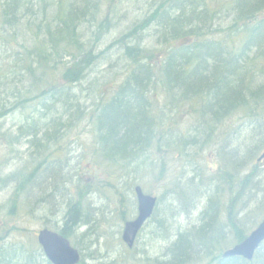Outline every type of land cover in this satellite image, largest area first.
Returning <instances> with one entry per match:
<instances>
[{
    "label": "trees",
    "instance_id": "16d2710c",
    "mask_svg": "<svg viewBox=\"0 0 264 264\" xmlns=\"http://www.w3.org/2000/svg\"><path fill=\"white\" fill-rule=\"evenodd\" d=\"M101 6L102 0H0V47L7 48L13 63L9 68L12 71H4V62L0 61V122L11 112L23 113L30 107L34 112L40 108V121L59 107L54 131L49 133L51 127L45 125L42 139L37 138L40 130L35 119L22 121L14 137L10 129H1L4 134L0 137H9V146L21 147L26 141L30 150L26 156L31 165L26 175L22 169L0 179L17 183L9 199L13 216L20 196L34 186L35 179L37 183V175L46 176L48 166L60 164L59 158H51L57 153L55 141L83 122L94 135L96 154L92 158L116 169L118 181L122 175L129 177V168L144 171L156 165L153 154L157 147L164 153L177 145L179 160L185 161L184 165L194 162L198 153L208 150L216 129L234 115L247 124L242 130L258 132L255 137L259 140L251 148L264 146V0H226L221 5L219 1L209 4L208 0H162L148 16L131 22L125 39L118 40L116 51L126 62L123 81L106 93L98 88L102 87L98 81L89 82L94 97L89 106L83 107L80 103L86 97L74 90L88 81L95 65L92 35L98 28L110 30L109 20H102ZM220 18L224 22L229 18L221 36L213 31V19ZM151 25L157 37L154 48L160 55L152 52L150 37L144 34ZM230 41L236 43L234 48L227 45ZM57 80L62 82L60 86ZM164 100L167 104L160 110ZM184 106L187 110L182 113L189 112L188 117L193 119L191 132L186 139L177 133L174 142L163 143L171 135L169 122L174 128L181 123L182 117L177 121L175 116ZM167 108H171L169 121ZM243 137L235 147L231 140L233 149L226 154L225 163L215 159L211 168V164L190 162L194 167L188 187L202 195L205 204L194 225L170 236L168 232L163 234L168 245L161 257L146 261L148 264H264V242L250 261L221 258L222 246L229 239L235 245L256 226L257 221L249 220V214L264 215V181H254L261 176L258 166L264 160L257 162L259 153L252 154ZM89 162L85 160V164ZM80 168L76 167L74 176L79 181ZM121 184L132 191L136 186ZM45 185L39 186L37 194L50 200L55 190L48 193L53 187L48 181ZM90 186L83 183L79 190L86 192ZM248 193L250 199L244 201ZM248 204L249 210L255 205L249 213ZM85 220L81 205L69 199L62 226L56 231L68 239L86 224ZM157 223L161 231H166V222ZM86 234L78 237L82 243ZM85 250L87 246H83ZM0 264L51 263L37 246L32 252L8 244L0 247Z\"/></svg>",
    "mask_w": 264,
    "mask_h": 264
},
{
    "label": "rangeland",
    "instance_id": "374dc122",
    "mask_svg": "<svg viewBox=\"0 0 264 264\" xmlns=\"http://www.w3.org/2000/svg\"><path fill=\"white\" fill-rule=\"evenodd\" d=\"M161 1L102 0L101 17L102 20H104V17L109 20L110 30L108 28L103 32V29L98 28L92 35L94 47H96L93 49V54L96 56L95 65L91 69L88 81L82 83L74 90L76 93L82 92L81 97H86L80 103L81 106H89L91 101H93L91 98L94 97V94L90 93L89 82L98 81V83L102 84V87L98 88H102V91L106 93L112 86L119 85L123 81L122 74L126 68V62L121 58V54L116 51L118 49L117 46L120 45L118 40L125 39L127 31L131 30L132 25L128 27L131 22L148 16ZM208 1L209 4H217L219 1L221 5V2L223 3L226 0ZM221 9L222 6H220ZM223 14L227 15L224 12ZM228 23L229 18L225 19V22L222 18L213 19V25L215 24L213 31L220 32L219 36L223 35ZM148 29V31L144 32V34L148 35L147 38L150 37L151 41L149 40L150 43L148 44L153 49V53L160 55L161 53H158L157 48H154V45H157L154 25L149 26ZM26 36L27 39H30L28 33H26ZM97 36L99 37L98 42H96ZM90 37L88 33L87 39H90ZM110 45L113 46L109 47ZM227 45L234 48L236 43L230 41L227 42ZM149 51L151 52V50ZM99 54H101L102 59L97 56ZM0 61L4 62V68H2L4 71L7 69L11 70L9 69L13 66L11 53L9 54L7 48L2 45L0 47ZM56 83L58 85L62 82L57 80ZM165 100H168V98H165ZM165 100L160 103V110L164 109L163 104H167ZM170 109L167 108L165 113L168 121L172 117ZM179 110H181V113L175 117L177 121L182 117V121L177 128H174L175 125L172 121L169 122L171 135L166 142L162 141L165 144L174 142L173 137L177 133H182L183 136L181 137L186 139L192 130L193 119L188 117L189 112L182 113V111L187 110V107H181ZM58 111L59 107L54 108L45 119L40 121L37 118L41 114L38 107H36L35 112L32 107L23 113L19 111L11 112L0 122V136L4 134L1 129H10L13 134L12 137H14L18 134L16 129L22 121L35 119L38 123L37 129L40 130L37 138L42 139L45 133L42 129L45 125H50L51 131L49 133L54 131ZM172 112L175 113V110H172ZM237 116H232L218 127L215 131L216 134L214 137L212 136L213 141L210 139L211 144H209L208 150L198 153L194 162H190L197 165L206 164L209 166L211 164V168H214L215 159L219 160L220 163H225L228 153L233 149L231 140H234L235 147L238 144V139L244 135L242 139L247 138L245 145L251 149L252 154L260 153L263 146L259 150L258 148H251L259 140V137H255L258 132L252 133L242 130L247 124L241 122L242 120ZM93 137L91 130L83 122L74 126V130L68 132L64 138H59L55 141L57 143V155L55 154V157L51 158H59L60 164L48 166L46 176L43 173L37 175L38 184L35 179L32 182L34 186L28 187L25 191L27 198L25 199V194L20 196L21 202L18 201L15 209L16 216L10 214L9 199L17 183L0 182V247L8 244L20 245L26 251L34 252L36 246L38 247L36 235L39 230L47 228L56 231L62 226L61 221L69 199H72L75 204L81 205L82 212L86 214V224H81L72 237L68 238L71 246L80 252L81 260L79 264L81 262L83 264H148L146 261L161 257L160 254L167 247L166 240L162 238L164 233L168 232L170 236L176 231H184L196 223L205 202L201 200L202 195L194 194L195 191L188 187V181L192 177L194 165L190 162L184 165L185 161L179 160V156L175 154L177 145L173 147L174 149L164 153L162 149L157 147V152L153 154L154 158L157 159L156 165H151L144 171H138L133 167L129 168L127 173L129 177L125 178L122 175L121 181H118L114 175L117 172L116 169L103 166L96 160V157L92 158L96 154H94L93 149ZM6 141H10L9 137H0V179L22 169H24L23 175H26L30 171L29 166L31 165V163L28 164L26 156L30 152L26 141L21 147L9 146ZM188 153L189 157L191 152ZM80 156L84 159L82 162L79 160ZM86 159L90 160L88 164H85ZM36 162H39V158ZM253 163H255V160ZM77 166L81 167L78 172L81 175L80 181L78 176L74 177L77 175L75 173ZM258 171H260L261 176L254 181H264V163L258 166ZM46 181L51 183L53 187L48 193L55 190L54 196L50 200H47V196L44 194H37L39 186H46ZM121 182L124 185L129 183L140 185L146 194L152 195L157 199L155 212L144 224L132 249H128L122 243L121 233L124 223L132 220L135 216L136 202L131 188L123 187ZM83 183L91 185L86 192H80L79 190ZM29 192L32 193L30 196ZM250 196L251 193H248L247 196L245 195L244 201H247V198L250 199ZM45 200H47V203ZM77 201L79 203H76ZM248 207L249 204L246 207L249 213L250 210H254L255 205H253V208L250 207V210ZM34 210H37V212ZM261 217L258 214H249V220L254 219V221H257L256 224ZM158 221L166 222L164 225L166 231L159 229ZM82 233H87L83 236V243L82 240L78 239ZM231 241L229 239V242L222 246L223 251L233 246ZM83 246H87V250L83 251ZM89 252L92 253L90 257L88 256Z\"/></svg>",
    "mask_w": 264,
    "mask_h": 264
},
{
    "label": "water",
    "instance_id": "95a60500",
    "mask_svg": "<svg viewBox=\"0 0 264 264\" xmlns=\"http://www.w3.org/2000/svg\"><path fill=\"white\" fill-rule=\"evenodd\" d=\"M263 158L264 149L258 160ZM134 193L137 204V215L134 220L124 224L121 234V240L128 248L133 246L139 230L151 217L156 204V199L150 195L144 194L139 187L134 189ZM36 240L44 257L51 264H78L80 260L78 250L72 247L69 241L58 233L48 229H42L38 232ZM263 242L264 216L256 228L252 230L242 242L226 249L221 254V257L223 259L241 257L249 261L253 258L255 251Z\"/></svg>",
    "mask_w": 264,
    "mask_h": 264
}]
</instances>
